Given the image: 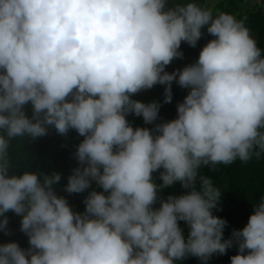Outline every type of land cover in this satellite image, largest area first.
Instances as JSON below:
<instances>
[{"label":"clouds","instance_id":"clouds-1","mask_svg":"<svg viewBox=\"0 0 264 264\" xmlns=\"http://www.w3.org/2000/svg\"><path fill=\"white\" fill-rule=\"evenodd\" d=\"M205 26L214 39L198 59L166 71ZM262 53L243 20L194 2L0 0V232L12 212L29 245L0 244V264H207L227 251L231 264H264V196L233 220V198L200 175L264 154ZM173 82L188 94L157 123L162 103L133 96L163 85L171 103ZM50 128L83 137L63 188L88 192L83 212L57 194L59 172L10 162L13 141ZM178 183L183 194L160 196Z\"/></svg>","mask_w":264,"mask_h":264},{"label":"trees","instance_id":"trees-1","mask_svg":"<svg viewBox=\"0 0 264 264\" xmlns=\"http://www.w3.org/2000/svg\"><path fill=\"white\" fill-rule=\"evenodd\" d=\"M188 2H194L201 7L211 8L214 15L219 12H226L235 16L238 20H243L245 26L250 30L251 36L257 42V46L264 50V0H169V6ZM202 32V38L198 41L196 47H191L187 43L182 42L180 50L184 53V58L174 59L166 71L173 72L177 69H182L198 59L200 50L211 39H214L207 33V26L202 29ZM164 89L165 86L156 85L150 90L133 96V99L145 103L152 101H160L162 103L160 120L157 123L175 119L177 116V104L182 102L188 94L187 89H182L173 82V100L171 103L163 104ZM26 110L30 116L31 106H27ZM127 119L133 127H154V125L145 124L142 117L129 115ZM82 139L83 137L79 136L74 130H71L67 136H61L50 128L46 136L34 141L31 138L13 141L9 149L10 162L17 174H22L24 171H39L45 174L59 172L62 179L56 186L57 194L65 196L74 211L83 212L85 208L83 200L88 192L68 194L63 190L64 185L67 184L68 176L78 166L73 153ZM200 175L211 178L213 185L222 193L221 199L226 197L233 198L232 202L228 203L226 207V216L233 220L243 218L245 215L244 208L253 206V204L257 203L260 196H264V154L259 159L253 157L247 163H242L237 159L234 163L227 166L218 164L214 167H202ZM158 177L159 173L157 172L154 174V179L157 183H161ZM197 187H199V178ZM92 188L102 191L95 183H93ZM91 190L89 189L88 191ZM184 191L178 183L175 187L164 189L160 196L167 198L169 195L183 194ZM155 207H159V204L155 205ZM213 214L219 216L215 210H213ZM7 216L11 234L5 235L0 232V244L15 241L22 248L29 247L27 236L20 231L21 217L12 212L7 213ZM180 226L182 228V221ZM230 258L229 251H227L223 258L213 256L207 264H231Z\"/></svg>","mask_w":264,"mask_h":264}]
</instances>
